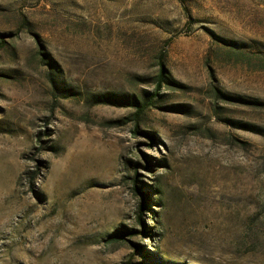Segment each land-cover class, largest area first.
Here are the masks:
<instances>
[{
  "label": "rangeland",
  "instance_id": "374dc122",
  "mask_svg": "<svg viewBox=\"0 0 264 264\" xmlns=\"http://www.w3.org/2000/svg\"><path fill=\"white\" fill-rule=\"evenodd\" d=\"M0 264H264V0H0Z\"/></svg>",
  "mask_w": 264,
  "mask_h": 264
},
{
  "label": "trees",
  "instance_id": "16d2710c",
  "mask_svg": "<svg viewBox=\"0 0 264 264\" xmlns=\"http://www.w3.org/2000/svg\"><path fill=\"white\" fill-rule=\"evenodd\" d=\"M164 77H165V75H164V73H163V74H162V78L164 79ZM239 100H242V99H239ZM101 101L107 103V101H109V98L104 97L103 100H101ZM134 103H135V105L138 107V112H137L136 115H139V113H141V112L143 111V108L149 103V99H148L147 101H145L144 103H142V104H141L140 101L134 99ZM138 128H139V126L137 125V130H138ZM135 182H136L135 190H136L137 192H141V191H140V187H138V185H137V183H138V179H136ZM150 188H151V187H150ZM150 195H151V194H150V192H149L148 190H147V191H145V190L143 191V199H142V202H141V211L144 210V209L147 207V205H148V200L150 199ZM140 220H141V217H140ZM150 230H151V229H150ZM150 230H148V231L146 230V232H147L148 234H152V232H151ZM130 232H131V231H130ZM125 233H126V231L120 229V230L117 231L116 236H117V238H123V239H126Z\"/></svg>",
  "mask_w": 264,
  "mask_h": 264
}]
</instances>
